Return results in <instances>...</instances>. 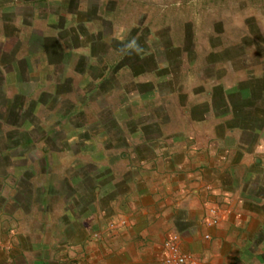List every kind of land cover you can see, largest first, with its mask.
<instances>
[{"label": "rangeland", "instance_id": "374dc122", "mask_svg": "<svg viewBox=\"0 0 264 264\" xmlns=\"http://www.w3.org/2000/svg\"><path fill=\"white\" fill-rule=\"evenodd\" d=\"M4 5L0 211L14 233L0 236L2 246L87 239L102 226L95 213L125 189L131 154L150 137L174 143L182 120L205 118L198 132L233 129L232 142L261 145L264 0ZM263 147L250 153L262 162L251 177L264 187ZM254 242L263 264L264 229Z\"/></svg>", "mask_w": 264, "mask_h": 264}, {"label": "crops", "instance_id": "0c3cea01", "mask_svg": "<svg viewBox=\"0 0 264 264\" xmlns=\"http://www.w3.org/2000/svg\"><path fill=\"white\" fill-rule=\"evenodd\" d=\"M183 121L174 143L150 137L145 143L150 145L131 154L136 163L127 168L125 189L106 200L107 213L105 207L95 213L102 226L87 239L82 236L61 249L0 244V264H165L163 243L173 235L181 252L198 264H255L254 241L264 229V195H255L256 185H262L251 176L262 162L250 152L261 149L264 138L248 149L232 142L233 129L198 132L196 125L205 118L195 119L192 126ZM1 189L2 184L0 198ZM211 208L219 223L206 228ZM8 222L0 211L3 240L14 233Z\"/></svg>", "mask_w": 264, "mask_h": 264}, {"label": "built area", "instance_id": "2783aa9c", "mask_svg": "<svg viewBox=\"0 0 264 264\" xmlns=\"http://www.w3.org/2000/svg\"><path fill=\"white\" fill-rule=\"evenodd\" d=\"M219 223L217 212L214 208L209 209V217L205 221L206 228L216 227ZM203 238L208 240L209 234H204ZM164 263L165 264H198L197 260L188 253H183L178 246V236L173 235L171 239L163 243Z\"/></svg>", "mask_w": 264, "mask_h": 264}]
</instances>
